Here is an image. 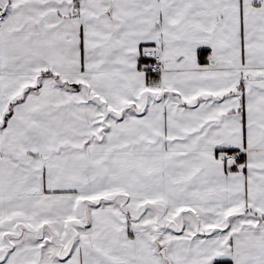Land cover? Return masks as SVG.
Here are the masks:
<instances>
[{"label": "snow or ice", "instance_id": "snow-or-ice-1", "mask_svg": "<svg viewBox=\"0 0 264 264\" xmlns=\"http://www.w3.org/2000/svg\"><path fill=\"white\" fill-rule=\"evenodd\" d=\"M0 264H264V0H0Z\"/></svg>", "mask_w": 264, "mask_h": 264}]
</instances>
